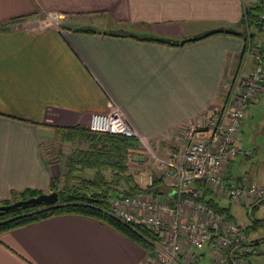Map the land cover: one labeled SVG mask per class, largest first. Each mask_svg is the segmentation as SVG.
I'll return each mask as SVG.
<instances>
[{
  "label": "crops",
  "instance_id": "crops-1",
  "mask_svg": "<svg viewBox=\"0 0 264 264\" xmlns=\"http://www.w3.org/2000/svg\"><path fill=\"white\" fill-rule=\"evenodd\" d=\"M255 5L0 0V203L26 189L54 191L51 180L68 170L66 157L48 158L44 148L61 136L60 127L89 126L109 100L131 121L140 144L168 152L182 124L222 98L224 80L253 65L241 21ZM262 42L253 48L264 63ZM147 251L113 223L84 213L0 231V264H140Z\"/></svg>",
  "mask_w": 264,
  "mask_h": 264
},
{
  "label": "built area",
  "instance_id": "built-area-1",
  "mask_svg": "<svg viewBox=\"0 0 264 264\" xmlns=\"http://www.w3.org/2000/svg\"><path fill=\"white\" fill-rule=\"evenodd\" d=\"M251 68L224 80L223 96L210 112L182 124L175 146L158 155L166 190L158 194L136 192L111 199L109 214L133 226H145L142 233L150 243L140 264H255L264 254L257 240L225 211L210 206L197 185L203 180L218 195L221 189L233 200L252 204L264 200V181L233 178L226 164L238 155V133L251 103L264 89V63L259 48ZM89 127L136 136L137 131L112 101L108 110L92 114ZM152 184L154 173L140 174ZM175 193V195H174Z\"/></svg>",
  "mask_w": 264,
  "mask_h": 264
},
{
  "label": "trees",
  "instance_id": "trees-1",
  "mask_svg": "<svg viewBox=\"0 0 264 264\" xmlns=\"http://www.w3.org/2000/svg\"><path fill=\"white\" fill-rule=\"evenodd\" d=\"M261 7L260 4L247 7L241 21L246 28L242 32L246 41L245 50L250 44H254V33L264 29V18L259 13ZM221 30L237 33L232 29ZM213 32L215 31L190 40L208 36ZM162 41L178 44V41L170 38L162 39ZM186 41L189 40H184L183 43ZM59 130L65 140L84 141L87 145L74 148L66 158L68 170L62 176L52 178V189L59 193L57 203L51 205L33 203L10 210H0V231L55 214L76 212L90 214L111 222L150 248V243L142 235V233L151 234L147 227H135L121 222L108 212L111 199L117 195L136 192L158 194L165 191L163 188L165 179L160 172H155L152 184L142 183L133 172L136 166L132 162L138 164L145 162L134 156L139 151V138L115 132L94 131L89 126L82 125L63 126ZM62 156L63 153H60L58 159L63 158ZM86 170L93 171V175H85ZM197 185L202 189V198L210 206L226 212V208L218 203L212 189L208 188L203 180H198ZM40 193H42L40 190L26 189L16 192L14 199L0 204L11 203L16 199H25Z\"/></svg>",
  "mask_w": 264,
  "mask_h": 264
},
{
  "label": "rangeland",
  "instance_id": "rangeland-1",
  "mask_svg": "<svg viewBox=\"0 0 264 264\" xmlns=\"http://www.w3.org/2000/svg\"><path fill=\"white\" fill-rule=\"evenodd\" d=\"M254 1L256 4L262 6L259 9V13L264 18V0ZM49 17L55 19L57 22L61 20L62 15L53 16L51 14ZM262 40H264V31L255 32L254 45L263 43ZM238 143L241 147L238 155L229 164H226L230 174L233 178L242 174L246 181L249 179L264 181V89L250 105L247 116L238 133ZM86 145L87 143L84 141L76 140L75 142H71L58 135L55 140L48 143L44 148V154L48 158L58 159L59 154L63 153L62 157L64 159L65 157L67 158L74 148ZM156 149L150 141L144 140L143 143L141 142L139 151L134 156L139 160H144L146 164L147 162L149 163L148 167H142L136 164V162H132L136 166L133 171L136 174V178L140 174L146 175L148 172H153L154 175L155 172L161 173L160 162L156 154L166 155L168 152L161 154ZM249 150H253L254 152L251 155H247L246 153ZM93 173V171H85V175L87 176H92ZM142 183L145 182L142 181ZM215 198L222 207L226 208V214L244 227L257 240L258 248L264 250V200L258 201L255 204L249 201L242 203L225 195L223 189L219 191L218 195L216 194ZM254 260L255 264H264V254L254 257Z\"/></svg>",
  "mask_w": 264,
  "mask_h": 264
},
{
  "label": "water",
  "instance_id": "water-1",
  "mask_svg": "<svg viewBox=\"0 0 264 264\" xmlns=\"http://www.w3.org/2000/svg\"><path fill=\"white\" fill-rule=\"evenodd\" d=\"M58 199H59V193L57 190L51 192H42L38 195L31 196L25 199H19L7 204H0V210H10L13 208H18L20 206L33 204V203L34 204L46 203L48 205H51V204H56Z\"/></svg>",
  "mask_w": 264,
  "mask_h": 264
}]
</instances>
